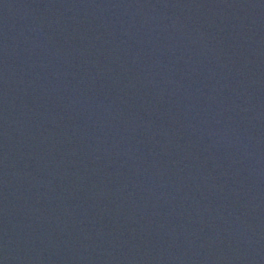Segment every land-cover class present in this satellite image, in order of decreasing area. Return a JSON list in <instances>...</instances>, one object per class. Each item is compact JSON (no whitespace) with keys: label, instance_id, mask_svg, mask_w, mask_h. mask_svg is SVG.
Here are the masks:
<instances>
[{"label":"water","instance_id":"water-1","mask_svg":"<svg viewBox=\"0 0 264 264\" xmlns=\"http://www.w3.org/2000/svg\"><path fill=\"white\" fill-rule=\"evenodd\" d=\"M0 264H264V0H0Z\"/></svg>","mask_w":264,"mask_h":264}]
</instances>
